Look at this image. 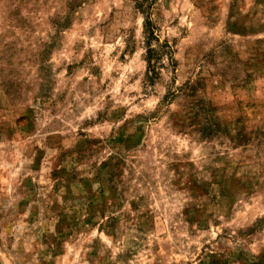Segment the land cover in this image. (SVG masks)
Segmentation results:
<instances>
[{
	"label": "rangeland",
	"instance_id": "obj_1",
	"mask_svg": "<svg viewBox=\"0 0 264 264\" xmlns=\"http://www.w3.org/2000/svg\"><path fill=\"white\" fill-rule=\"evenodd\" d=\"M0 0V264H264V0Z\"/></svg>",
	"mask_w": 264,
	"mask_h": 264
},
{
	"label": "trees",
	"instance_id": "obj_2",
	"mask_svg": "<svg viewBox=\"0 0 264 264\" xmlns=\"http://www.w3.org/2000/svg\"><path fill=\"white\" fill-rule=\"evenodd\" d=\"M137 8L144 14V32H145V43L147 52V65L148 71L150 72L149 77L154 78L157 76V68L159 59L166 53H170L171 56L172 48L167 42H162L155 30V24L151 17V2L150 0H135Z\"/></svg>",
	"mask_w": 264,
	"mask_h": 264
}]
</instances>
